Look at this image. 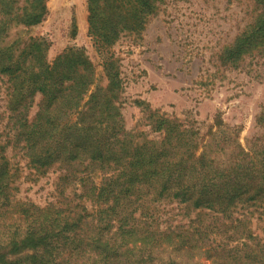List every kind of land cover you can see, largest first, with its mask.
<instances>
[{"label":"trees","instance_id":"16d2710c","mask_svg":"<svg viewBox=\"0 0 264 264\" xmlns=\"http://www.w3.org/2000/svg\"><path fill=\"white\" fill-rule=\"evenodd\" d=\"M252 1L253 23L221 54L226 66L264 57V0ZM163 2L88 0L104 86L84 48L50 61L51 41L29 34L48 0H0V264H264V107L263 133L246 146L220 115L202 134L138 100L149 131L126 126L109 50L140 39ZM18 157L34 181L57 174L44 206L17 198Z\"/></svg>","mask_w":264,"mask_h":264},{"label":"rangeland","instance_id":"374dc122","mask_svg":"<svg viewBox=\"0 0 264 264\" xmlns=\"http://www.w3.org/2000/svg\"><path fill=\"white\" fill-rule=\"evenodd\" d=\"M47 5L46 20L29 34L51 41L50 61L70 47L84 48L105 86L101 51L89 35L88 0H48ZM254 16L252 0H164L140 39L123 37L109 50L121 66L127 128L149 131L142 108L135 103L138 100L199 126L202 134L220 115L226 124L239 129L242 145L261 136L256 119L264 107V57H249L239 68L220 60L223 50L253 23ZM6 89L0 82V133L8 121ZM40 100L37 95L31 115ZM19 160L12 159L20 168L17 198L40 206L53 200L57 174L34 181L25 162ZM167 210L178 214L172 207Z\"/></svg>","mask_w":264,"mask_h":264}]
</instances>
